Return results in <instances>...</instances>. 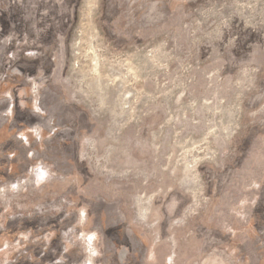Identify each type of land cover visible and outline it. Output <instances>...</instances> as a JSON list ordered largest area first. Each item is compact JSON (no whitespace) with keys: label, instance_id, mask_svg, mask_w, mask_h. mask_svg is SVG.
Segmentation results:
<instances>
[{"label":"rangeland","instance_id":"obj_1","mask_svg":"<svg viewBox=\"0 0 264 264\" xmlns=\"http://www.w3.org/2000/svg\"><path fill=\"white\" fill-rule=\"evenodd\" d=\"M0 264H264V0H0Z\"/></svg>","mask_w":264,"mask_h":264}]
</instances>
